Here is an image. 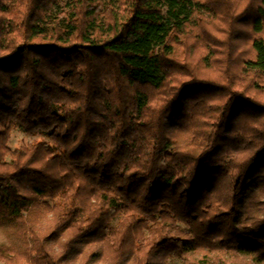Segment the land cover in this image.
<instances>
[{
    "label": "trees",
    "instance_id": "1",
    "mask_svg": "<svg viewBox=\"0 0 264 264\" xmlns=\"http://www.w3.org/2000/svg\"><path fill=\"white\" fill-rule=\"evenodd\" d=\"M0 232L3 264H264V0H0Z\"/></svg>",
    "mask_w": 264,
    "mask_h": 264
},
{
    "label": "rangeland",
    "instance_id": "2",
    "mask_svg": "<svg viewBox=\"0 0 264 264\" xmlns=\"http://www.w3.org/2000/svg\"><path fill=\"white\" fill-rule=\"evenodd\" d=\"M11 139H10V145L11 146H17V145H20V144H23V143H28V141H31L33 140L34 138L33 137H27L26 135H23L22 133H20L19 131L17 130H13V132L11 133ZM0 243L3 244V243H7L5 237L2 235V233L0 232ZM0 264H3L1 261H0ZM97 264H100V263H97Z\"/></svg>",
    "mask_w": 264,
    "mask_h": 264
}]
</instances>
